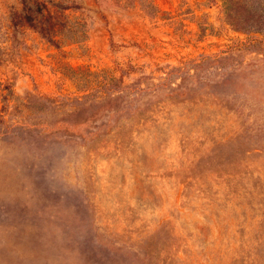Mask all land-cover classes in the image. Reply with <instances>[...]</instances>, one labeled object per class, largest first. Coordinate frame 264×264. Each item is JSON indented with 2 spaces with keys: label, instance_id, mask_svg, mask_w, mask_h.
Wrapping results in <instances>:
<instances>
[{
  "label": "rangeland",
  "instance_id": "374dc122",
  "mask_svg": "<svg viewBox=\"0 0 264 264\" xmlns=\"http://www.w3.org/2000/svg\"><path fill=\"white\" fill-rule=\"evenodd\" d=\"M23 1L0 0V264H264V0H38L87 23L58 44Z\"/></svg>",
  "mask_w": 264,
  "mask_h": 264
},
{
  "label": "trees",
  "instance_id": "16d2710c",
  "mask_svg": "<svg viewBox=\"0 0 264 264\" xmlns=\"http://www.w3.org/2000/svg\"><path fill=\"white\" fill-rule=\"evenodd\" d=\"M235 2V0H232ZM23 13L20 16L22 18L21 23L27 24L32 28L38 30L40 34L48 39L53 44H58L56 40L59 34L63 33V30L73 26L76 29L75 42L87 41L88 28L85 19L82 16H78L75 22H70L69 16L66 14L68 8L63 7L60 4H52L50 8L47 4L41 3L38 0H24L23 1ZM230 10L229 17H233ZM238 17L234 14V17ZM237 19V18H236Z\"/></svg>",
  "mask_w": 264,
  "mask_h": 264
}]
</instances>
